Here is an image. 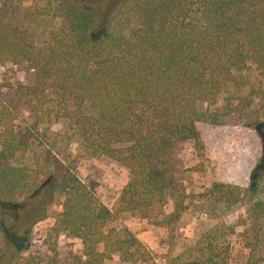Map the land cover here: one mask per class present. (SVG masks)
<instances>
[{
  "label": "trees",
  "instance_id": "16d2710c",
  "mask_svg": "<svg viewBox=\"0 0 264 264\" xmlns=\"http://www.w3.org/2000/svg\"><path fill=\"white\" fill-rule=\"evenodd\" d=\"M94 1L45 0L19 21L0 11V66L33 73L12 98L0 78V208L35 203L17 218L0 215V264H60L5 248L8 231L47 219L54 237L80 241L72 264H230L235 246L241 264H264V185L214 183L194 204L175 156L181 144L201 145L199 124L238 115L264 128V0H120L100 38ZM71 144L126 169L114 211L78 178ZM219 206L238 220L213 219ZM195 212L182 244L180 223ZM156 214L160 249L112 225Z\"/></svg>",
  "mask_w": 264,
  "mask_h": 264
},
{
  "label": "rangeland",
  "instance_id": "374dc122",
  "mask_svg": "<svg viewBox=\"0 0 264 264\" xmlns=\"http://www.w3.org/2000/svg\"><path fill=\"white\" fill-rule=\"evenodd\" d=\"M45 0H0V11L8 21H19L23 10L32 4H41ZM120 0H95L93 6L98 13V22L94 27V37L100 38L104 31V23L115 14ZM0 78L5 88L3 95L7 98L16 97L21 85L33 81V73L23 65L5 63L0 66ZM254 78V77H252ZM264 92H258L259 94ZM259 104L253 106L258 109ZM201 145L195 147L191 142L179 145L175 150L177 163L182 169L178 180L185 187L194 204L199 203L207 190L214 183L246 186L257 179L259 185H264V128L258 131L254 125L247 123L238 115L226 119L223 125L199 124L197 126ZM53 130H61L60 124L54 125ZM76 144L66 148L69 162L78 178L85 183L94 184L95 193L100 201L111 211L115 210L120 191L128 179L125 168L105 158H87L78 156ZM35 204V203H34ZM28 202L19 208H0V215L16 217L28 214L34 208ZM221 209V210H220ZM170 210V204L166 211ZM165 211V210H164ZM219 211V212H218ZM240 213L225 211L222 206L217 212L210 213L213 219L223 218L236 222ZM155 215L150 219L133 218L120 215L112 225L127 227L149 249L161 248V229L156 225ZM199 217L193 213L184 219L179 226L177 235L181 243H187L195 234V222ZM54 222L50 219L33 225L30 229L6 233L5 248L19 250L22 257L28 255L38 258L56 256L60 264H72L74 258L81 257L82 246L78 239L60 234L54 237L49 233ZM181 244V245H182ZM181 249V248H180ZM230 264H241L244 254L237 246L233 249ZM105 264H125L117 256Z\"/></svg>",
  "mask_w": 264,
  "mask_h": 264
}]
</instances>
